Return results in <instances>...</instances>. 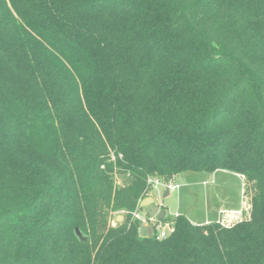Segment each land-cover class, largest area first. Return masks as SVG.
<instances>
[{
    "label": "trees",
    "instance_id": "1",
    "mask_svg": "<svg viewBox=\"0 0 264 264\" xmlns=\"http://www.w3.org/2000/svg\"><path fill=\"white\" fill-rule=\"evenodd\" d=\"M222 170L247 219L139 234L147 176ZM0 264H264V0H0Z\"/></svg>",
    "mask_w": 264,
    "mask_h": 264
},
{
    "label": "rangeland",
    "instance_id": "2",
    "mask_svg": "<svg viewBox=\"0 0 264 264\" xmlns=\"http://www.w3.org/2000/svg\"><path fill=\"white\" fill-rule=\"evenodd\" d=\"M175 181L180 184V187L170 190L168 195H164L165 189L162 187L151 191V194L155 196V203L165 209L167 221L173 219L174 214L178 212L187 216L195 224H202L207 219H213L214 213L217 212V217L223 211L221 217L225 225H232L231 223L234 225L249 217L250 192L247 189V183L239 174L223 170L214 173L186 171L176 175ZM116 184L123 185L120 176ZM239 210L241 213H237ZM127 214L128 210L125 209L111 211L108 217L109 224L116 225L122 220L116 219L118 215ZM141 215H145L143 208ZM139 234L151 235L150 224L141 225Z\"/></svg>",
    "mask_w": 264,
    "mask_h": 264
},
{
    "label": "built area",
    "instance_id": "3",
    "mask_svg": "<svg viewBox=\"0 0 264 264\" xmlns=\"http://www.w3.org/2000/svg\"><path fill=\"white\" fill-rule=\"evenodd\" d=\"M145 183H146L145 191L147 192V195H151L154 198H155V196L153 194H151L152 190H157L158 188L162 187L165 189V191L166 190L170 191L173 189H178L180 187V184L175 181V176L169 180H166V181L162 180L159 177L147 176ZM223 212H222V214L219 213L218 216L216 217V219L213 220V222L218 223L224 227L232 226L233 223H231L232 225H225L223 223L224 221H223V218L221 217V215L223 216ZM237 213H241V211L239 210ZM130 215H131V219H133V220L136 219L140 222L139 230L141 229V225L150 224V227L152 229V234L154 233L155 237L157 239H162V238L166 237L167 235H169L173 231L172 219L168 220V221L167 220L162 221L161 219H158L155 216L150 217L146 213H145V215H141V210L139 209V205L135 210H133L131 212ZM177 215H178V213H175L174 217ZM224 215L227 216L226 214H224ZM230 217H232V216H230ZM209 222H211V221H207L205 223H209Z\"/></svg>",
    "mask_w": 264,
    "mask_h": 264
},
{
    "label": "water",
    "instance_id": "4",
    "mask_svg": "<svg viewBox=\"0 0 264 264\" xmlns=\"http://www.w3.org/2000/svg\"><path fill=\"white\" fill-rule=\"evenodd\" d=\"M168 190L165 191V195L168 194ZM140 207L144 209V212L150 217H156L158 219H163L165 216V209H162L158 204L155 203V198L151 195L144 197L140 201ZM117 220L123 219V215H118ZM75 234L79 239H83L84 236L78 228H75Z\"/></svg>",
    "mask_w": 264,
    "mask_h": 264
},
{
    "label": "crops",
    "instance_id": "5",
    "mask_svg": "<svg viewBox=\"0 0 264 264\" xmlns=\"http://www.w3.org/2000/svg\"><path fill=\"white\" fill-rule=\"evenodd\" d=\"M165 193V192H164ZM169 193V192H168ZM165 195V194H164ZM168 195V194H167ZM179 214H182L181 212H178ZM165 215H166V211H165ZM214 218L213 219H207V220H205V222H207V221H211V220H214L215 218H216V215H217V212L216 213H214ZM190 220V219H189ZM191 221V220H190ZM192 222V221H191ZM204 222V223H205ZM193 223V222H192Z\"/></svg>",
    "mask_w": 264,
    "mask_h": 264
}]
</instances>
